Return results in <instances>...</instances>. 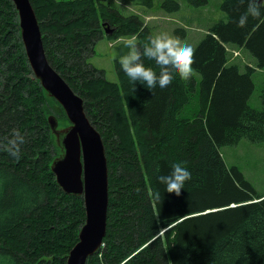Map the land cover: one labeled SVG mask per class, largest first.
Listing matches in <instances>:
<instances>
[{"label": "trees", "instance_id": "obj_1", "mask_svg": "<svg viewBox=\"0 0 264 264\" xmlns=\"http://www.w3.org/2000/svg\"><path fill=\"white\" fill-rule=\"evenodd\" d=\"M31 2L50 64L84 99L106 148L107 233L87 264H264V193L221 152L242 139L264 141V91L261 108L249 105L253 74L264 68V8L240 28L247 0H223L227 18L194 49L191 79L176 76L168 87L149 90L123 72L118 57L117 81L89 61L107 37L137 33L142 51L153 35L148 27L139 32L138 16L124 15L108 0ZM163 6L176 10L179 3ZM105 25L114 28L112 35ZM228 44L246 48L256 67L241 71L231 64ZM143 63L159 72L155 60ZM56 111L67 118L31 69L13 1L0 0V264H67L79 240L84 197L65 193L51 169L62 152L48 120ZM14 130L24 137L19 158L6 150ZM173 162L192 174L179 197L157 180Z\"/></svg>", "mask_w": 264, "mask_h": 264}, {"label": "water", "instance_id": "obj_2", "mask_svg": "<svg viewBox=\"0 0 264 264\" xmlns=\"http://www.w3.org/2000/svg\"><path fill=\"white\" fill-rule=\"evenodd\" d=\"M12 1L19 14L22 41L31 69L49 97L63 107L69 122L67 128L58 130V121L53 116L48 117L62 151L53 160L51 169L65 193L84 197L86 220L67 264H87L88 258L103 245L107 233L109 167L105 144L87 116L84 99L50 64L31 0ZM110 30L106 28V34L114 32Z\"/></svg>", "mask_w": 264, "mask_h": 264}, {"label": "rangeland", "instance_id": "obj_3", "mask_svg": "<svg viewBox=\"0 0 264 264\" xmlns=\"http://www.w3.org/2000/svg\"><path fill=\"white\" fill-rule=\"evenodd\" d=\"M165 1L153 0V5L148 7L143 3H136L131 0H108L113 7H117L124 15L138 16L141 23L140 33L143 31V27H148L153 36L161 33H167L173 37L178 36L182 43L190 45L193 50L215 23L227 18V13L222 9L223 0H208L207 4L201 6L193 5L188 0H176L179 3V8L176 10L165 8L163 6ZM106 28L109 31L114 29L111 25H107ZM182 29L186 31L184 37L182 36ZM136 34L135 37H137ZM131 37V35L107 37L96 43L95 52L89 61L96 67L104 69L108 80H118L115 60L119 55L126 54L121 52L119 46ZM227 50L230 57L229 62L239 65L241 71H245L247 65L256 67L255 58L246 48L228 44ZM196 75L200 82V75L198 73ZM253 80L255 89L249 99V105L254 108H261V94L264 91V68L256 69ZM196 104L195 96L193 99L194 109H196ZM191 114L192 111L185 113V115ZM50 116L58 121V130L69 126L67 118L60 111H56ZM221 152L229 167L238 166L255 190L260 194L264 193V141L254 143L249 139H242L236 145L222 147Z\"/></svg>", "mask_w": 264, "mask_h": 264}, {"label": "clouds", "instance_id": "obj_4", "mask_svg": "<svg viewBox=\"0 0 264 264\" xmlns=\"http://www.w3.org/2000/svg\"><path fill=\"white\" fill-rule=\"evenodd\" d=\"M244 3V0H240ZM264 8V0H247V9L241 14L237 21V26L244 28L247 26L249 17L253 19L260 18L261 9ZM137 38L133 35L124 42V47L128 49L126 54L118 56V62L123 72L133 81H142L146 83L149 90L159 87L161 89L171 85L176 76L182 80L191 79L194 63L193 48L182 43L181 39L173 37L167 33L150 36L148 43L143 45V50L136 43ZM146 57L155 60L159 72L151 67H145L143 58ZM24 143V137L19 131L14 130L12 138L8 140V153L19 158L21 144ZM171 172L167 175H158L157 180L165 186V191L169 194H175L179 197L182 194L185 183L192 178L191 172L182 162H173ZM160 172L159 167L156 169ZM160 194L157 193V196Z\"/></svg>", "mask_w": 264, "mask_h": 264}, {"label": "built area", "instance_id": "obj_5", "mask_svg": "<svg viewBox=\"0 0 264 264\" xmlns=\"http://www.w3.org/2000/svg\"><path fill=\"white\" fill-rule=\"evenodd\" d=\"M120 41V40H119ZM117 42V41H116Z\"/></svg>", "mask_w": 264, "mask_h": 264}]
</instances>
